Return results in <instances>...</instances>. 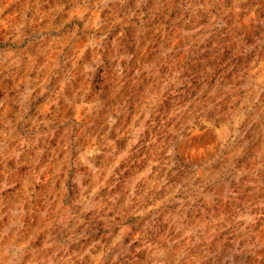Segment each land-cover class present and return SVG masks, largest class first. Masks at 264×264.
Wrapping results in <instances>:
<instances>
[{
	"label": "rangeland",
	"instance_id": "374dc122",
	"mask_svg": "<svg viewBox=\"0 0 264 264\" xmlns=\"http://www.w3.org/2000/svg\"><path fill=\"white\" fill-rule=\"evenodd\" d=\"M0 264H264V0H0Z\"/></svg>",
	"mask_w": 264,
	"mask_h": 264
},
{
	"label": "crops",
	"instance_id": "0c3cea01",
	"mask_svg": "<svg viewBox=\"0 0 264 264\" xmlns=\"http://www.w3.org/2000/svg\"><path fill=\"white\" fill-rule=\"evenodd\" d=\"M101 38L102 37H100L97 33L91 32L90 30L82 31L81 34L73 40L70 46L75 45L80 49H86V48L93 46L92 44L95 45L97 42L101 41L102 40ZM68 40H69V33L64 31L61 33V36L58 39V42L61 46H64L65 42ZM2 112H4V110H2ZM14 122H19V121H14Z\"/></svg>",
	"mask_w": 264,
	"mask_h": 264
}]
</instances>
